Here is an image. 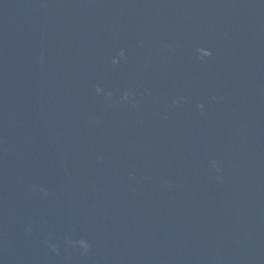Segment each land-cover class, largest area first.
I'll use <instances>...</instances> for the list:
<instances>
[{
    "label": "water",
    "instance_id": "obj_1",
    "mask_svg": "<svg viewBox=\"0 0 264 264\" xmlns=\"http://www.w3.org/2000/svg\"><path fill=\"white\" fill-rule=\"evenodd\" d=\"M0 264H264V0H0Z\"/></svg>",
    "mask_w": 264,
    "mask_h": 264
}]
</instances>
